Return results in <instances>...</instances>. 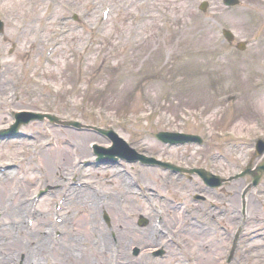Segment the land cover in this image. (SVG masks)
Listing matches in <instances>:
<instances>
[{
    "label": "rangeland",
    "instance_id": "rangeland-1",
    "mask_svg": "<svg viewBox=\"0 0 264 264\" xmlns=\"http://www.w3.org/2000/svg\"><path fill=\"white\" fill-rule=\"evenodd\" d=\"M134 1L136 6L128 5L126 0H0V18L4 21L5 32L4 41L0 39V51L3 50L0 55L6 50L1 63L15 66L13 62L20 59V66L27 67L44 49L50 56L53 47L47 72L41 78H49L54 83L35 82L39 86L34 88V97L17 98L13 109H26L28 113L47 112L62 119L76 120L83 126L114 128L136 153L161 163L152 167L137 161L121 163V160L109 168L84 167L83 158L93 160L89 142L107 147L105 137L90 129L69 131L50 123L42 127L40 121L20 125L17 137L0 139V164L15 161L18 166L14 171L19 184H12L9 189L10 182L6 181L10 193L19 197L24 185L33 186L34 189H28L26 193L38 199L31 200L32 205L36 203V212L42 211L47 222L52 223L51 227H54L56 217L59 220L64 217L60 222L55 221L53 235L55 231L63 232L54 243L57 250L54 246H48L52 252L45 250L47 238L41 255H32L35 264H61L62 260L65 264H75L65 253L70 248L63 249L62 243H66V247L78 240L85 252L100 246L92 244L87 232L72 233L71 222L67 221V215L71 213L72 222L80 220L77 228L90 230L94 222L101 223L109 235L112 213L109 215L104 210L105 218L100 209L83 212L82 217L87 216L90 221L80 216L81 192L83 194L85 189L94 198L107 196L116 205L117 200L123 198V202L126 201L123 208H135L128 217L133 226L142 231L152 221L147 202L141 196L145 194L160 204L158 193H163L161 204L166 211L172 208L165 215L164 224L179 231L177 243L165 245L166 252L170 251L167 258H156L154 264H191L192 257L195 258L192 264H221L227 252V239L232 233L227 236L215 223L222 222L231 232L237 229L240 192L250 177L241 176L228 183L222 178L238 173L249 159L260 160L252 145L256 139H264V0H239L233 7L223 6L221 0H206L208 7L204 12L196 9L202 0H154L152 12L132 29V18L140 13L142 5L137 6L140 0ZM102 9H107L109 19L103 20ZM73 13L80 18L79 23L69 18ZM42 19H46L47 24H42ZM80 23L85 25V31L78 28ZM222 27L230 28L236 41L248 42L244 50L238 51L224 41L219 32ZM119 40L122 43L116 44ZM3 71L6 72L3 68L0 77ZM11 76V73L4 74L0 80H8V93L5 91L0 102V130L12 127L14 122L8 115L11 110L4 108L8 96L14 92L9 83ZM170 130L200 134L204 144L165 147L155 134ZM39 157H47L56 165L57 169L49 178L35 169ZM17 159L24 162L17 164ZM165 161L184 168L202 169L211 176L212 187L196 174H187V180L168 176L161 168ZM74 167H78L80 173L77 184L69 187L70 178L66 176L74 172ZM4 168L8 169L7 166ZM87 172H92L88 175L90 180L86 178ZM123 181L127 185L121 184ZM39 188L44 191L40 198L34 195ZM68 189L80 190L76 197L81 199L67 197L62 213L57 212L55 205L60 203L63 192L69 196ZM105 191H108L107 195ZM252 198L253 193L250 194ZM180 201L183 209L179 205L174 207ZM252 207L249 204L248 208ZM257 208L258 213H249L253 215L248 222L251 228L264 224V212L261 206L257 205ZM173 209L178 213L183 211L180 219L168 217ZM0 213V243L18 239L15 232L6 233L3 228L12 226L14 218ZM28 217L25 215L26 220ZM141 217L146 219L144 225L138 224ZM39 220H35L29 229L38 227ZM202 220H207L209 225ZM201 225L207 232L206 238L197 244L186 235L192 227L200 229ZM202 230H198V234ZM146 236L149 238V234ZM33 242L36 244V239L23 238L20 246H8L9 252L2 248L0 260L2 256L15 262L21 258L23 264H27L28 254L35 247ZM145 243L129 248L126 256L129 262L136 264L135 260L146 262L149 259V251L156 245L152 244L149 251H145ZM256 243L252 242L255 250L245 255L240 264H264V242ZM175 247L180 251L172 253ZM81 249L72 250L75 254ZM77 264H83V261Z\"/></svg>",
    "mask_w": 264,
    "mask_h": 264
},
{
    "label": "bare ground",
    "instance_id": "bare-ground-1",
    "mask_svg": "<svg viewBox=\"0 0 264 264\" xmlns=\"http://www.w3.org/2000/svg\"><path fill=\"white\" fill-rule=\"evenodd\" d=\"M2 37H3V39H5V35L3 34L2 28L0 26V38L2 39ZM5 55H6V50L4 51V55L2 58H5ZM102 57H103V55H102ZM19 58H20V56H18L17 59H19ZM131 60H133V57ZM13 64L15 65V69L20 68V63L14 61ZM97 67H99V65ZM5 70H6V68H5ZM100 70L97 73H99ZM7 86H8V81L6 79L4 81L0 82V102L3 100V95L5 94V91H6V93H8ZM0 109H1V107H0ZM68 130L70 131V129H68ZM83 146H84V144H83ZM81 148H82V144H81ZM78 151H80V154H82V150L78 149ZM44 152L47 153L46 151H44ZM60 152L63 153L64 150H60ZM42 157H44V156H42ZM42 157H39L40 161H39V159L36 160L35 169L38 172H41L44 177L49 178L51 176V174L54 172V170H56L57 168L55 167L56 165L54 166L53 164L50 163V161L47 159V157H45L44 159ZM45 159H46V161H45ZM83 159H87V158H83ZM18 161H20V160H18ZM63 163H65L67 165V160H64ZM5 166H7L9 168L7 171L0 168V185L2 186L1 190H0V204H1L0 205L1 206L0 211H2V215H4V216L6 215L7 218L13 217L14 223L12 226L7 225L3 228H4L6 233L15 232L14 236H19V238L15 239L13 241L10 240L7 243H0V251H2V248H3L4 250L9 252L8 246L18 247V246H20V242L23 238H26L27 240H31L32 238H34V239H36V244L34 242L32 243V244H35V247L33 246V248L30 251V254H28L29 257H27V259H28L27 264H35V262L32 260V257H33L32 255H41V252L44 248V243L47 240V238H48V243L46 245V249H50L48 246H54V243H57V240L59 238L55 239V236H50V234L52 233V230L55 229V227L50 226V225H52V223L50 221L47 222V218L44 216L42 211L38 210V212H35V214H34V211L31 208V206H32V203H31L32 198H30L31 194L26 193L28 191V189H31V190L34 189L33 186L24 185V187H22L19 191V194L21 195V196H19L20 198L16 195H13L12 192L10 193V191L6 187V181L9 180V182H10L9 183V189L12 187V184H19L18 179H16V177H17L16 171H14V167L11 168V166H16V163H13L12 165L6 164ZM59 166H61V164H59ZM0 167H2V165H0ZM62 167H64V165ZM43 168L46 170L44 172L45 174L41 171V170H43ZM2 170H4V171H2ZM121 184H123L124 186L127 185L126 181L121 182ZM131 189H133V188L131 187ZM127 191H130V189L127 188ZM123 192H125V190ZM88 193H90V194H88ZM104 193L107 195L108 191H105ZM81 195L83 196L82 199L80 197H76V196L74 197V198L81 199V202H80L81 212H79L80 216L82 217L83 212H85V211L100 209V210H103V212H104V210H107L109 212V215L111 213L113 214V215H111L113 218V222L110 221L111 226H109L108 228H111L110 230L113 229L114 234L111 235L110 232H109V235L106 234L105 233V227H103V225L101 223L96 224L95 222H94V224L91 222L93 224V228H91V226H90L89 227L90 230H87V227H85L84 229L83 228H77L80 224V222H79L80 220H78L76 222H72V220H71V219H73V216L71 215L72 213L69 214V216L67 215L68 223L71 222L70 228L72 229L71 230L72 233L73 232L80 233L81 231L87 232V235H89V238L91 239L93 245L100 244V246L97 249H95L94 251L91 250V252H85L81 249L80 243L78 240H77V242L72 241V243L71 244L69 243V245L66 247H64L66 245V243H62L63 249L70 248V250H67L65 253L73 260V262L75 264H77L80 261H83V264H96V263L102 264L105 261H106V264H132L131 262H129L130 259H128L126 257L128 251H129V248L132 247L133 245H137V244H140L142 242H146L144 245V247H145L144 250L146 251V250L150 249L153 243H152V241H150V238H148L146 236L147 234L151 235V233H157L159 231L164 232V235L162 237H157V240L155 241L160 245L163 244L166 236L170 237V235H171V233L165 232L163 230L162 226L156 221L153 224H152V222L151 223L148 222V225L145 226V231H142L141 229L135 228L133 226L132 222L130 221V217H128L134 212V209H135L134 207H132L131 209H130L131 206H126L123 208V205H122L121 207H119L114 202L110 201L107 196L104 199L94 198L92 196L91 192L87 189L84 190L83 194L81 192ZM19 202H21V203L19 204ZM250 205H253L252 211H254L256 213L257 212V201H255L254 199H251ZM243 211H244V209H243ZM115 213L119 214L118 216H119L120 221H118V218L115 217ZM25 214H30L33 216L34 219L31 223V225H33V222L35 220L37 221L40 219L39 220L40 224L38 225V227H36L33 230L29 229L30 224L26 221ZM170 215H171V217L173 216V218L175 220L178 218L180 219V217L183 215V211H180L178 213V212H175V210H173V212H171ZM170 215L168 217H170ZM82 218L89 220V218L87 216H84ZM119 222H120V224H119ZM121 222H122V224H121ZM107 225H108V223H107ZM115 225H117V226H115ZM202 229H203V226L200 227V229H198L197 227H192L190 229V231L188 232V235H186V236L188 238H191V240L194 241L195 243L199 244L200 241H203L204 238H206V235H205L206 230H202ZM91 230H93L94 232ZM198 230H202V232L200 234H198V232H197ZM92 232H93V235H92ZM112 237H113V240H112ZM96 241H98L97 244H95ZM26 242H24V243H26ZM74 248H75V250L76 249H81V250H79L77 253L74 254V252L72 250ZM55 249H56V247H55ZM19 250L21 251V249H19ZM60 250L61 249H59L57 251V253H59ZM219 251L220 250H218V252ZM1 259H2V262L5 264H8V262L11 261L10 259H7V257H5V256H2ZM199 259H200V257H199ZM56 263H60V261H56ZM134 263L141 264L140 262H135V261H134ZM156 263H158V262H156ZM199 263H201V262H199ZM36 264H39V263H36ZM61 264H65V261L62 260Z\"/></svg>",
    "mask_w": 264,
    "mask_h": 264
}]
</instances>
